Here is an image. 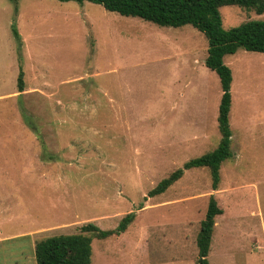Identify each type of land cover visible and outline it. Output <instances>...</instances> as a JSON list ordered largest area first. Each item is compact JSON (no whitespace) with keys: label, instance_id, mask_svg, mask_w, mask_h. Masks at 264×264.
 Listing matches in <instances>:
<instances>
[{"label":"rangeland","instance_id":"obj_1","mask_svg":"<svg viewBox=\"0 0 264 264\" xmlns=\"http://www.w3.org/2000/svg\"><path fill=\"white\" fill-rule=\"evenodd\" d=\"M220 12L225 30L264 20L238 4ZM209 46L193 24L91 1L0 0V264H38L39 240L89 222L114 230L133 211L127 230L93 239L92 264H198L212 195L223 213L210 263L264 264V52L225 56L232 156L218 188L208 166L193 167L148 196L220 144Z\"/></svg>","mask_w":264,"mask_h":264},{"label":"trees","instance_id":"obj_2","mask_svg":"<svg viewBox=\"0 0 264 264\" xmlns=\"http://www.w3.org/2000/svg\"><path fill=\"white\" fill-rule=\"evenodd\" d=\"M18 2V0H13ZM70 1V0H61ZM91 1L102 4L106 9L119 12L126 16H138L162 26L179 27L193 24L203 31L209 39V49L206 65L216 71L221 79L222 98L219 108V129L221 141L218 147L191 159L164 178L149 191L153 197L166 192L176 181L181 179L187 169L208 166L211 170L213 186L218 188L221 181L223 163L232 156L233 131L230 114L233 104L232 68L225 63V56L235 54L239 49L264 52V20H251L239 26L225 30L220 8L225 5H235L253 8L257 13H264V0H75ZM14 34L20 41L21 35L16 27ZM24 71L18 78V87L25 89ZM27 117V123L32 122ZM223 213L215 195L209 201L205 218L197 236L199 247V263L211 264L209 252L215 231L216 217ZM136 212H130L122 218L119 226L114 229H102L95 222H89L80 227V231L70 234H56L45 237L36 243V258L38 264H92L93 239H106L113 234H121L135 220Z\"/></svg>","mask_w":264,"mask_h":264}]
</instances>
